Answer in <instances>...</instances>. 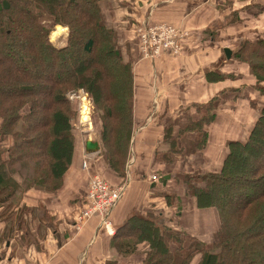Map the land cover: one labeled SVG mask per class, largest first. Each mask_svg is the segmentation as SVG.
<instances>
[{"label": "trees", "instance_id": "1", "mask_svg": "<svg viewBox=\"0 0 264 264\" xmlns=\"http://www.w3.org/2000/svg\"><path fill=\"white\" fill-rule=\"evenodd\" d=\"M101 1L0 0V205L6 203L5 214L30 188L58 192L77 157L81 165L72 123L76 109L68 91L82 88L90 95L102 125L98 153L125 180L133 156L131 146L130 157L126 152L133 133L132 71L115 29L104 23ZM74 4L82 7L71 11ZM56 26L67 28L61 47L50 41ZM231 58L251 74L248 88L260 101L252 121L227 140L216 170L174 177L195 208L213 210L215 228L201 237L163 220L162 213L135 211L113 226L111 246L121 256L139 255L140 264H264V32L241 40ZM241 91L227 88L197 106L194 119L179 125L176 134L192 130L197 143L173 146L169 140L171 154L203 150L204 126L218 117L222 101L246 100Z\"/></svg>", "mask_w": 264, "mask_h": 264}, {"label": "crops", "instance_id": "2", "mask_svg": "<svg viewBox=\"0 0 264 264\" xmlns=\"http://www.w3.org/2000/svg\"><path fill=\"white\" fill-rule=\"evenodd\" d=\"M100 7L104 23L115 29L120 49L126 51L125 57L128 55L133 80L134 159L125 176L124 195L110 214L112 225H121L131 212L158 209L161 217L173 220L178 228L206 237L215 228L213 210L195 208L174 177L216 170L227 140L242 134L252 121L253 107L243 99L222 101L215 110L218 117L203 128L208 133L207 145L198 153L183 156L181 151L174 156L169 140L173 146L183 141L196 144L192 130L176 137L179 125L194 119L197 106L203 107L227 88L241 87L242 95L249 93L255 101L259 99L248 88L252 77L247 66L232 62L231 56L226 58L224 48L232 55L241 40L264 32V0H102ZM141 22H165L187 30L188 36L181 41V55L143 58L135 29ZM259 102L255 104L259 106ZM181 114L183 118L179 119ZM79 151L93 166L92 157L97 153L91 156L84 146ZM165 152L169 153L168 162L162 157ZM78 163L77 157L58 192L30 188L21 194L9 218L0 217V264L141 263V256L123 257L111 246L112 235L97 226V216L75 232L73 218L84 206L88 185L87 173ZM106 174L104 179L109 184L122 182L121 178L115 179L114 172ZM157 190L175 194L170 205L151 198Z\"/></svg>", "mask_w": 264, "mask_h": 264}, {"label": "built area", "instance_id": "3", "mask_svg": "<svg viewBox=\"0 0 264 264\" xmlns=\"http://www.w3.org/2000/svg\"><path fill=\"white\" fill-rule=\"evenodd\" d=\"M136 32L138 51L143 58L151 60L167 54L174 57L180 56L181 41L188 36L187 30L165 24V22L160 24L141 22L136 27ZM67 98L71 101L79 100L78 114L80 117L82 116V120L85 122L89 115V101L86 93L84 94L83 89L80 88L67 93ZM88 125H91V122ZM133 159V156H131L128 160L126 175H129L128 171L133 163ZM81 166L82 169L88 167V161H86L85 156H83ZM88 178L85 204L73 218L75 232L80 230L92 216H97V226L103 227L109 235H113L115 229L109 216L124 195L127 186L126 180L115 187L99 175L93 174ZM151 178L153 181L156 180L154 176Z\"/></svg>", "mask_w": 264, "mask_h": 264}, {"label": "rangeland", "instance_id": "4", "mask_svg": "<svg viewBox=\"0 0 264 264\" xmlns=\"http://www.w3.org/2000/svg\"><path fill=\"white\" fill-rule=\"evenodd\" d=\"M79 6H81V5H79V4H74V5H72L71 7H69V9L71 10V11H75L76 9H78V7ZM82 7V6H81ZM83 9H86L85 7H83ZM78 11V10H77ZM141 24V23H140ZM140 24H138V25H136V27L137 26H139ZM136 27H135V29H136ZM137 33V32H136ZM66 37H67V28L66 27H61V26H56V27H54V29H53V31H52V33H51V35H50V41L52 42V44L55 46V47H61V46H63L64 44H65V42H66ZM116 37H117V35H116ZM116 41H118V40H116ZM117 45H118V47H119V49H120V45H119V43L117 42ZM120 52H122V54H124V53H126V51H123V49H122V51H121V49H120ZM127 57H128V55L127 54H125ZM124 56V55H123ZM127 57H125L124 56V60L125 61H129V59L127 58ZM127 58V59H126ZM129 63H130V61H129ZM80 89V88H79ZM78 90V89H77ZM74 91H76V90H74ZM253 91V90H252ZM71 92V91H70ZM84 92V94L86 93V95H87V98H88V101H89V115H88V117L86 118V120H85V122L82 120V116L80 117V115L78 114V102H79V100H77V101H71L70 99H68L69 100V102H71L74 106H75V109H76V115H75V121L74 122H72L73 123V133H74V137H75V139H76V145L82 150V148H83V146H84V142H85V140L86 139H91V140H94V141H97L98 143H99V146H100V144H101V142H100V138H101V132H102V125H101V122H99L100 120H99V118H98V115H97V112H96V110L94 109V104H93V100L91 99V97H90V95L84 90L83 91ZM256 92V91H255ZM67 93H69V91L67 92ZM246 94V93H245ZM256 96H257V93H256ZM245 99H246V102H249L250 103V105H251V107H253V112H255V108H257L258 106V104H255L257 101H255L256 99H255V97H253V96H251V94H247L246 95V97H245ZM87 100V99H86ZM100 114H102V111L99 109V110H97ZM184 113V111H182V114ZM97 115V117H95V119H94V115ZM180 115V118L179 119H182L183 118V115ZM252 118H253V115H250V121L252 120ZM98 119V120H97ZM90 122H91V125H88V124H90ZM174 124L176 125V127H177V125L179 124L178 122H176V120H175V122H174ZM168 134V133H167ZM182 134V133H181ZM183 135V134H182ZM182 135H180V137H182ZM129 146H128V149H127V153L129 152V150H130V152H129V157L131 156V147H132V145H131V142L128 144ZM131 146V147H130ZM103 148H102V145H101V154H102V150ZM99 151V150H98ZM98 151L97 152H95V153H97L96 155H95V153H92L91 154V156L92 155H95V156H93L92 158H93V161H94V164H93V166H92V163H90V167H87L86 169H82V166H80V170H83L85 173H87V178L88 177H90L91 175H99L101 178H103L104 179V174H106V172L107 171H112V170H110V168L106 165L107 163V161H105V160H103V156L102 155H100V153H98ZM83 152V151H82ZM127 153H126V158H127ZM83 156H85L84 155V153L82 154V157ZM99 156L101 157V158H99ZM70 169V168H69ZM82 171V172H83ZM69 172V171H68ZM68 172H67V174H68ZM113 172V171H112ZM67 174H66V176H67ZM115 174V173H114ZM107 175V174H106ZM116 176V175H115ZM86 178V179H87ZM89 179V178H88ZM87 179V180H88ZM115 179H120L119 177H115ZM65 180H66V178H65ZM105 180V179H104ZM107 181V180H106ZM122 183H124L123 181L122 182H120L118 185H120V184H122ZM86 191H87V189H86ZM151 198L153 199V198H157V199H161V200H159V202L158 203H160V204H163L166 200H168V199H174L175 198V194L173 193V192H169V191H167V190H161V191H158L157 190V192H153L152 194H151ZM7 210H9L8 208L7 209H4V208H2L1 210H0V217H5L4 215H7L8 216V214L10 213H7V214H5L4 212L5 211H7ZM154 210V211H153ZM150 212H152V213H154V214H159L160 212H159V210L157 209H152V211H150ZM4 213V214H3ZM140 213V212H139ZM3 214V215H2ZM131 215H134V213L133 212H131V214L129 213L128 215H126V219L128 218V217H131ZM165 215H167V214H165ZM10 217V216H9ZM9 217H5V218H9ZM164 217H166V216H164ZM167 219H168V217H166ZM163 220H165L164 218H162ZM126 221V220H125ZM165 222V221H164Z\"/></svg>", "mask_w": 264, "mask_h": 264}, {"label": "water", "instance_id": "5", "mask_svg": "<svg viewBox=\"0 0 264 264\" xmlns=\"http://www.w3.org/2000/svg\"><path fill=\"white\" fill-rule=\"evenodd\" d=\"M226 58L231 56V51L228 48H224ZM84 150L86 153H95L99 150V143L97 141L86 139L84 142Z\"/></svg>", "mask_w": 264, "mask_h": 264}]
</instances>
